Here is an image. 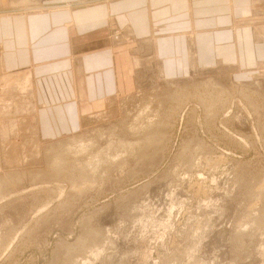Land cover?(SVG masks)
Returning <instances> with one entry per match:
<instances>
[{
  "label": "rangeland",
  "instance_id": "rangeland-1",
  "mask_svg": "<svg viewBox=\"0 0 264 264\" xmlns=\"http://www.w3.org/2000/svg\"><path fill=\"white\" fill-rule=\"evenodd\" d=\"M261 53L144 73L111 120L51 141L0 80V264H264Z\"/></svg>",
  "mask_w": 264,
  "mask_h": 264
},
{
  "label": "crops",
  "instance_id": "crops-1",
  "mask_svg": "<svg viewBox=\"0 0 264 264\" xmlns=\"http://www.w3.org/2000/svg\"><path fill=\"white\" fill-rule=\"evenodd\" d=\"M260 41L264 0H0V80L47 141L111 120L144 73L248 66Z\"/></svg>",
  "mask_w": 264,
  "mask_h": 264
},
{
  "label": "bare ground",
  "instance_id": "bare-ground-1",
  "mask_svg": "<svg viewBox=\"0 0 264 264\" xmlns=\"http://www.w3.org/2000/svg\"><path fill=\"white\" fill-rule=\"evenodd\" d=\"M23 1L25 2L26 0H23ZM28 1H30V0H28ZM31 1H32V0H31ZM31 1H30V2H31ZM11 2H17V0H15V1L13 0V1H11ZM18 2H19V1H18ZM33 2H35V1H33ZM19 3H20V2H19ZM22 3H23V2H21V4H22ZM27 3L30 4L29 2H27ZM10 4H11V3H10ZM28 4H27V5H28ZM11 5H15V6H16L15 3H14V4L12 3ZM24 5H26V4H24ZM27 5H26V6H27ZM17 6H18V4H17ZM17 6H16V7H17ZM19 6H20V4H19ZM21 6H22V5H21ZM208 87H209V86H208ZM149 116H150V115H149ZM147 119H149L148 116H147ZM155 120H156V119H155ZM159 123H160V122H159ZM159 123H158V124H159ZM134 127H135V126H134ZM134 127H132V128L134 129ZM78 141H79V140H77V142H78ZM87 141H88V140H87ZM87 141H86V144H89V143L91 144V141H90L89 143H87ZM129 142H130V141H129ZM129 142H126V143L122 142V143H124L125 145H129V147H130V146H132V145H131V142H130V143H129ZM93 143H94V142H93ZM122 143H121V144H122ZM78 144H79V145L81 144V147H82V145H83L82 142H81V143H78ZM84 144H85V143H84ZM90 144H89V145H90ZM132 144H133V143H132ZM72 145H77V143H76V144H72ZM92 145H93V144H92ZM77 146H78V145H77ZM85 146H86V145H85ZM68 147H70V146L68 145L67 148H68ZM72 147H74V146H71V148H72ZM75 147H76V146H75ZM78 147H79V148H78ZM78 147H77V148H74V149H76V150L80 149V146H78ZM83 148L85 149V147H83ZM83 148L80 149V150H84ZM90 148H91V146H90ZM66 150H67V149H66ZM86 150H88L87 147H86ZM105 150H106V149H104V151H105ZM88 152L90 153L91 151H88ZM88 152H87V153H88ZM105 152H106V151H105ZM100 154H101V153H100ZM97 155H98V154H97ZM94 157H97V156L95 155ZM104 157H105V156H104ZM102 158H103V157H102ZM88 172H89V171H88Z\"/></svg>",
  "mask_w": 264,
  "mask_h": 264
}]
</instances>
